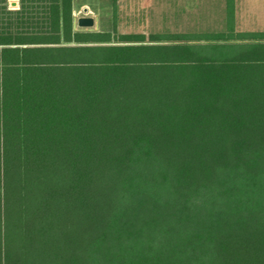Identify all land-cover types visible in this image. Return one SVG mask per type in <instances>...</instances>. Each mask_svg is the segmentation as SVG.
Wrapping results in <instances>:
<instances>
[{
    "label": "trees",
    "instance_id": "trees-1",
    "mask_svg": "<svg viewBox=\"0 0 264 264\" xmlns=\"http://www.w3.org/2000/svg\"><path fill=\"white\" fill-rule=\"evenodd\" d=\"M0 31V264H264V30Z\"/></svg>",
    "mask_w": 264,
    "mask_h": 264
},
{
    "label": "rangeland",
    "instance_id": "rangeland-1",
    "mask_svg": "<svg viewBox=\"0 0 264 264\" xmlns=\"http://www.w3.org/2000/svg\"><path fill=\"white\" fill-rule=\"evenodd\" d=\"M112 0H98L90 13L98 30H114ZM255 0H238L239 30H264V9ZM89 12V11H88ZM87 12V13H88ZM82 13H86L82 9ZM225 0H118L117 29L124 33L221 31L225 27Z\"/></svg>",
    "mask_w": 264,
    "mask_h": 264
},
{
    "label": "crops",
    "instance_id": "crops-1",
    "mask_svg": "<svg viewBox=\"0 0 264 264\" xmlns=\"http://www.w3.org/2000/svg\"><path fill=\"white\" fill-rule=\"evenodd\" d=\"M113 6V0H112ZM254 5L258 8L264 9V0H255ZM21 0H0V31L13 29L16 30L21 27V17L17 15V11L21 9ZM98 10V0H73V28L78 31H99L100 20L97 15L90 13V11ZM238 6V0H236V9ZM82 9L86 13H82ZM89 11V12H88ZM88 12V13H87ZM82 15H91L95 17V29L91 30L89 28H82L75 26V19ZM118 21V20H117ZM115 23V18H114ZM3 45H0L2 47Z\"/></svg>",
    "mask_w": 264,
    "mask_h": 264
},
{
    "label": "water",
    "instance_id": "water-1",
    "mask_svg": "<svg viewBox=\"0 0 264 264\" xmlns=\"http://www.w3.org/2000/svg\"><path fill=\"white\" fill-rule=\"evenodd\" d=\"M95 17L91 15H82L75 19V26L82 28L95 29Z\"/></svg>",
    "mask_w": 264,
    "mask_h": 264
}]
</instances>
